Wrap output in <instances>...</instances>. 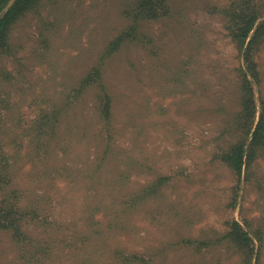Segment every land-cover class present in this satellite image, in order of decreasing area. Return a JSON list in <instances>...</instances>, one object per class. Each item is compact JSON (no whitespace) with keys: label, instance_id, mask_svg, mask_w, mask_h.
Masks as SVG:
<instances>
[{"label":"rangeland","instance_id":"obj_1","mask_svg":"<svg viewBox=\"0 0 264 264\" xmlns=\"http://www.w3.org/2000/svg\"><path fill=\"white\" fill-rule=\"evenodd\" d=\"M196 2L193 6H200L190 11L181 37L171 30V20L154 27L160 49L156 56L133 47L107 62L105 80L115 95L108 134L104 127L99 136L94 88L65 116L59 137L81 141L74 147L79 156H71L74 161L62 167L44 164L42 182L53 166L61 176L34 190L45 196L50 227L29 252L41 246L49 253L29 260L30 253L24 251L22 260L10 235L0 231V263L244 264L241 250L216 241L227 230L226 223L236 220L250 234L259 231L252 263L264 264V146L239 179L215 160L217 152L236 140L233 120L240 110L243 57L222 20L206 8L227 0ZM120 5V0L48 4L42 15L58 23L60 31L43 58L30 51L36 15L18 26L16 41L24 49L16 58L0 60L11 77L0 79L4 131L14 129L20 135L43 112L71 96L98 60L105 34L122 27ZM257 60L261 81L254 91L259 114L264 111V44ZM86 133L88 138L80 140ZM0 138L5 141L6 136ZM29 160L19 172V184L28 193L33 185L21 175L30 168ZM158 177L172 179L161 192L151 185ZM199 241L210 244L195 243Z\"/></svg>","mask_w":264,"mask_h":264},{"label":"trees","instance_id":"obj_2","mask_svg":"<svg viewBox=\"0 0 264 264\" xmlns=\"http://www.w3.org/2000/svg\"><path fill=\"white\" fill-rule=\"evenodd\" d=\"M9 1L0 0V13ZM54 1L57 0H16L12 4L0 18V60L3 57L16 58L19 50L24 49L16 41L15 32L18 26L25 23L32 15H36L38 19V28L36 33L30 36L32 39L30 51L33 55L35 53L41 58L50 52L51 41L60 31L59 24L47 21L41 11ZM120 1L119 15L123 21L122 27L114 29L115 34L113 35L105 34L107 38L99 49L98 60L80 78L66 101L64 100L57 107L43 112L38 120L20 135L15 133L14 129L4 131L6 118L0 117V134L6 136L5 141L0 138V231L10 235L20 251L19 257L22 260L25 257L23 252L30 253L29 250L38 245L41 236L44 239L46 229L50 227L48 216L44 215L46 203L43 197L45 196L35 194L34 190L42 188L45 181H47L45 183L47 186L52 183L51 181H55L61 176L60 173L55 172V170L60 171L54 167L55 164L64 165L66 162L69 164L74 161L71 156H79L76 151L78 149L74 147L81 146V141L73 139L65 141L59 137V128L63 119L66 118L65 116L83 94L94 88L96 91V113L101 119L98 121L102 127L99 129V136L103 133L104 127H106L105 133L108 134L107 128L112 125L114 116L115 95L105 80L107 62L123 50L130 52L133 47L150 51L156 56L160 49L153 35L157 30L154 27L161 26L167 20H171L174 24L171 30L181 37L188 27L187 19L190 13L200 6H193L199 2L196 0ZM208 4L207 11L222 20L223 28L230 40L237 45L243 57V66L238 74L240 110L233 120L236 140L226 149L215 154V160L228 167L239 179L242 170L264 146V111L257 114L254 91L255 83L261 81L257 55L264 44V0H227L225 4ZM9 77V73L0 67V79L8 81L11 78ZM17 124L16 129L19 127V123ZM26 136L29 138L27 139ZM84 137L88 138V134H82L80 140ZM111 139L112 137L108 135V140ZM60 141H64L63 146H60ZM84 144L85 142H83ZM107 145L110 146V144ZM11 146H14L13 151H11ZM56 155L59 157H56L59 162L54 160ZM26 159H30L31 166L21 176L25 178L26 182L28 180L33 185V189L29 190L30 193L27 188L19 184L21 182L19 172ZM49 161L54 166L52 169H48L50 172L45 175L42 182L40 172L42 166L48 164ZM169 179V177H158L151 182V185L161 192L162 186ZM48 181L50 182L48 183ZM226 224L227 230L216 241H228L235 249L241 250L244 264H254L252 259L255 256V242L260 243L261 241L259 231L250 234L236 220L228 221ZM199 242L195 243L198 245L210 244L209 241ZM46 248L37 246L36 253L29 254V260H39V258L41 259L40 255L46 256L49 253ZM27 260L28 258H26Z\"/></svg>","mask_w":264,"mask_h":264},{"label":"water","instance_id":"obj_3","mask_svg":"<svg viewBox=\"0 0 264 264\" xmlns=\"http://www.w3.org/2000/svg\"><path fill=\"white\" fill-rule=\"evenodd\" d=\"M16 0H10L8 2V4L6 5V7L3 9V11L0 13V18L5 14V12L12 6V4L15 2Z\"/></svg>","mask_w":264,"mask_h":264}]
</instances>
